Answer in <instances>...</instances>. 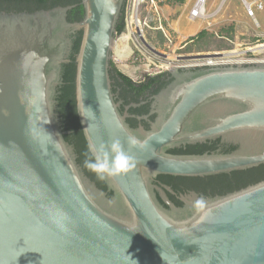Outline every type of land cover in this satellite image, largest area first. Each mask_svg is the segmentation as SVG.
I'll list each match as a JSON object with an SVG mask.
<instances>
[{
  "label": "water",
  "instance_id": "95a60500",
  "mask_svg": "<svg viewBox=\"0 0 264 264\" xmlns=\"http://www.w3.org/2000/svg\"><path fill=\"white\" fill-rule=\"evenodd\" d=\"M81 3L80 22L68 21L74 6L0 12V264H264V180L205 196L202 219L192 208L197 193L178 207L172 188L153 181L264 164V63L174 68L180 73L154 96L151 113L138 117L155 115L151 127L133 128L110 77L126 0ZM80 30L76 96L87 143L119 139L135 161L105 181L112 197L85 174L58 114ZM130 136L144 146L131 147ZM218 139L237 149L168 152Z\"/></svg>",
  "mask_w": 264,
  "mask_h": 264
},
{
  "label": "trees",
  "instance_id": "16d2710c",
  "mask_svg": "<svg viewBox=\"0 0 264 264\" xmlns=\"http://www.w3.org/2000/svg\"><path fill=\"white\" fill-rule=\"evenodd\" d=\"M82 0H0V12L20 13V12H35L38 10H50L58 6H74L68 12L69 22H80L84 18L85 9L82 5ZM180 5H183L187 0H176ZM166 26V25H165ZM233 28H230L232 31ZM125 30V6L122 11V16L117 26V34L123 33ZM226 30V29H224ZM73 52L70 56V62L64 65L63 82L58 88V114L61 119L62 130L64 132L65 140L75 147L78 155V163L83 168L85 174L96 183V185L108 192V196L112 197L113 192L108 191L106 182H101L96 179V176L84 167L85 153L87 152V140L85 138L77 109L76 96V76H77V56L79 54L83 30L77 31L75 34ZM210 37V33L206 30L199 32L196 36L189 39L190 42L198 39H205ZM166 38L163 33L159 31V42L162 45ZM228 46H224L227 48ZM169 73L159 75H147L143 81L135 82L131 77L124 74L114 62H111L110 77L112 80V88L114 94L120 89L117 102L122 99L120 110L122 113L128 112L130 115L127 122L133 127L137 128L139 123L138 117L146 115L150 112L149 103L139 105L141 98H146L147 92L151 91L153 94H158L169 82L165 78ZM130 103L136 104L130 105ZM126 106H129L126 110ZM155 116H152L154 119ZM144 127L149 129V123L142 120ZM221 143L220 139L207 141L205 143H197L195 145H187L186 147H179L170 149L168 152L175 155H201L204 153L214 152L215 147ZM237 146L230 145L225 153H231ZM157 179L161 180L167 186L171 187L174 194L167 192L169 199L178 207L184 205L183 202L176 198L180 192L188 189H195L199 192L209 196L226 195L246 188L250 185L256 184L264 180V164L240 171H233L231 173H223L218 175H211L205 177H178L170 175H159ZM159 198V196H158ZM162 204L163 201L159 198Z\"/></svg>",
  "mask_w": 264,
  "mask_h": 264
},
{
  "label": "built area",
  "instance_id": "2783aa9c",
  "mask_svg": "<svg viewBox=\"0 0 264 264\" xmlns=\"http://www.w3.org/2000/svg\"><path fill=\"white\" fill-rule=\"evenodd\" d=\"M225 1L226 0H223L215 11L209 13L206 9V0L203 7H200L201 0H196L189 10V19L191 21L201 20L202 22H206L207 25L205 30L215 36V38L227 42L228 47L208 52L191 53L188 55L178 54L171 58L167 54H156L154 51L150 50L146 44L148 41L144 36V28L149 27L153 19L150 13L147 12L142 20L140 16L141 9L145 3H151V11H154L155 15H159V9L155 0H127V7H125V30L123 33L117 34L113 51L114 63L118 64L124 60H132L135 63L144 60L150 67L159 69V71L155 73L156 75L167 73L174 68L201 69L220 65L245 66L263 64L264 30L255 15L254 7L257 6L258 9H263L264 0H241L245 12L252 20V24L249 28H247V26L244 27L246 30L245 33H240V43L236 40L238 37L234 38L232 34L228 35L224 33V31H213L210 29L212 26L211 21H215L221 14ZM158 30L163 33L166 40L172 45L173 41L165 30L162 19H159ZM124 34H129V39H127V44L130 47L129 50L120 46L123 44L122 38ZM153 48L156 50L155 47Z\"/></svg>",
  "mask_w": 264,
  "mask_h": 264
},
{
  "label": "rangeland",
  "instance_id": "374dc122",
  "mask_svg": "<svg viewBox=\"0 0 264 264\" xmlns=\"http://www.w3.org/2000/svg\"><path fill=\"white\" fill-rule=\"evenodd\" d=\"M148 1V0H147ZM223 0H206V9L209 13L215 11ZM251 1V0H249ZM157 7L159 9V15L151 11V3H145L142 6L141 19L143 20L146 13L149 12L152 17V22L149 27L144 28V36L148 43L156 48L159 53L167 54L169 57L173 58L178 54L188 55L197 52H208L218 49H223L224 46H228V43L215 38L212 34L205 39H196L192 42L189 39L180 37L179 34L174 32L175 22L181 16V33L184 35H189L196 31H199L202 27L203 30L206 28V22L201 20L191 21L189 19V10L196 2V0H191L187 7H182L178 4L176 0H155ZM127 7V0L126 6ZM255 15L258 21L261 23L264 30V8L258 9L257 6L254 7ZM159 19L163 20V25L165 30L170 35L173 43L172 45L165 40V42L160 45L159 42ZM212 26L210 29L213 31H224V33L230 35L240 43V33H245V26L247 28L252 24L251 18L245 12L243 3L241 0H226L221 14L217 17L215 21H211ZM166 25V26H165ZM230 28H233L230 31ZM226 29V30H224ZM203 30H200L203 31ZM112 62L114 60L112 59ZM117 67L127 76L131 77L135 81L143 79L147 75H156L159 69L150 67L144 60L141 62H133L132 60L123 61L116 64ZM122 66H127L128 70H123ZM125 69V67H123ZM130 71V72H129Z\"/></svg>",
  "mask_w": 264,
  "mask_h": 264
},
{
  "label": "clouds",
  "instance_id": "9594fccd",
  "mask_svg": "<svg viewBox=\"0 0 264 264\" xmlns=\"http://www.w3.org/2000/svg\"><path fill=\"white\" fill-rule=\"evenodd\" d=\"M128 144L131 147L144 146L135 136L128 138ZM84 167L93 173L97 180L104 182L128 173L135 167V161L124 150L121 141L114 139L110 143L101 142L99 145L89 143L85 153ZM192 208L194 215L202 219L208 211L205 196H197L192 202Z\"/></svg>",
  "mask_w": 264,
  "mask_h": 264
},
{
  "label": "flooded vegetation",
  "instance_id": "af4514ba",
  "mask_svg": "<svg viewBox=\"0 0 264 264\" xmlns=\"http://www.w3.org/2000/svg\"><path fill=\"white\" fill-rule=\"evenodd\" d=\"M126 5V4H125ZM182 72V71H181ZM184 72V71H183ZM169 73V72H168ZM180 73V72H179ZM179 73H177V74H175V73H169V76H167L166 78H165V81H167V82H169L168 84H167V86L173 81L172 80V78L174 77V79L178 76V74ZM144 79V78H143ZM143 79H141V80H139V81H135V82H140V81H143ZM119 92H120V89L118 88V91H117V93H115V96H116V99L118 98V96H119ZM157 95V94H156ZM154 96H155V94H153L151 91H149V92H147V94H146V98H141L140 99V101H139V103H137L138 104V106L139 105H145V104H147V103H149V104H151L150 105V112L148 113V114H146V115H141V116H139V117H144V116H147V115H149L150 113H151V111H152V106H153V103H154ZM118 102H121V103H123V100L122 99H120ZM130 105L132 106V105H136V104H134V103H130ZM127 107H129V106H126V110H127ZM130 108V107H129ZM152 116H155V115H151L150 117H149V119L148 120H146V122L147 123H149V126L151 127V123L152 122H154V120H155V118L154 119H152ZM156 117V116H155ZM140 125H142V126H144V124H143V121H141L140 123H139V126ZM149 127V128H150ZM230 145H232V144H227V143H219L216 147H215V149H214V152H221V153H225L228 149H229V147H230ZM187 145H185V146H183V147H186ZM233 146V145H232ZM182 147V146H181ZM236 150V149H235ZM234 150V151H235ZM154 181V184H157V185H159V186H161V185H166L165 183H163L161 180H159V179H154L153 180ZM191 193H197L198 195H203V196H209V195H205L204 193H202V192H199V191H197V190H195V189H188V190H185L184 192L182 191V192H180L178 195H176V198L178 199V200H180L181 202H183L184 203V201H183V199H184V197H187L188 195H191Z\"/></svg>",
  "mask_w": 264,
  "mask_h": 264
},
{
  "label": "crops",
  "instance_id": "0c3cea01",
  "mask_svg": "<svg viewBox=\"0 0 264 264\" xmlns=\"http://www.w3.org/2000/svg\"><path fill=\"white\" fill-rule=\"evenodd\" d=\"M191 2V0H187V2L185 4L182 5V7H187V5ZM224 7V6H223ZM181 16L180 18L178 19V21L175 22V27H174V32H176L177 34H179L180 37H184L186 40L191 38V37H194L195 35H197L200 30H203L202 27H200L201 29L199 31H196L194 33H191L189 35H184L181 33V29H180V26H181Z\"/></svg>",
  "mask_w": 264,
  "mask_h": 264
},
{
  "label": "bare ground",
  "instance_id": "6f19581e",
  "mask_svg": "<svg viewBox=\"0 0 264 264\" xmlns=\"http://www.w3.org/2000/svg\"><path fill=\"white\" fill-rule=\"evenodd\" d=\"M204 2H205V0H201V2H200V7H203ZM127 39H129V34H124V36H123V38H122V43H123V44L120 45L119 42H118V44H119L120 46L124 47V49L129 50L130 47H129V45L127 44ZM123 67H125V69H124ZM122 69H123V70H128V67H127V66H122ZM129 72H130V71H129Z\"/></svg>",
  "mask_w": 264,
  "mask_h": 264
}]
</instances>
